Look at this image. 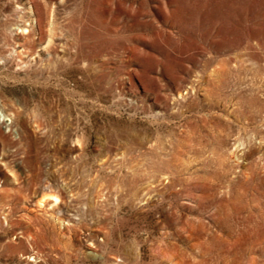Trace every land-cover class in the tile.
Here are the masks:
<instances>
[{"label": "rangeland", "instance_id": "rangeland-1", "mask_svg": "<svg viewBox=\"0 0 264 264\" xmlns=\"http://www.w3.org/2000/svg\"><path fill=\"white\" fill-rule=\"evenodd\" d=\"M190 1L0 0V264H264V15Z\"/></svg>", "mask_w": 264, "mask_h": 264}, {"label": "bare ground", "instance_id": "bare-ground-1", "mask_svg": "<svg viewBox=\"0 0 264 264\" xmlns=\"http://www.w3.org/2000/svg\"><path fill=\"white\" fill-rule=\"evenodd\" d=\"M249 12L253 14L258 13V14L264 15V0H193V2L191 3L179 6L178 9L176 10L175 17L178 18L177 20H179L180 23H182L181 25L184 31L189 36H193V33L195 32L196 34L197 32H203V31L210 32L212 28H210V26L206 27V24L211 25L213 21H220L222 24L228 25L227 27L228 29L224 27V29L222 30V33H225L226 35H230L231 28H233V30L236 33L239 32L240 29L236 25L238 24L240 20H242V18L246 19L245 17L246 15H248ZM246 20H249V19H246ZM249 37H250V34H249Z\"/></svg>", "mask_w": 264, "mask_h": 264}]
</instances>
